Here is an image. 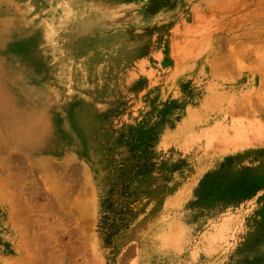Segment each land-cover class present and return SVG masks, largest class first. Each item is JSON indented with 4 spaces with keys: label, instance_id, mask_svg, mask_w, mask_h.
<instances>
[{
    "label": "rangeland",
    "instance_id": "obj_1",
    "mask_svg": "<svg viewBox=\"0 0 264 264\" xmlns=\"http://www.w3.org/2000/svg\"><path fill=\"white\" fill-rule=\"evenodd\" d=\"M0 264H264V0H0Z\"/></svg>",
    "mask_w": 264,
    "mask_h": 264
},
{
    "label": "trees",
    "instance_id": "obj_2",
    "mask_svg": "<svg viewBox=\"0 0 264 264\" xmlns=\"http://www.w3.org/2000/svg\"><path fill=\"white\" fill-rule=\"evenodd\" d=\"M103 203H105V209L103 211V214H105L106 212L110 211L111 208V201L110 198L106 199ZM103 221H102V227H101V231H103L104 234H107L110 232V230L114 229L115 226L108 224V218L106 217V215L103 216ZM124 220V218H121L119 221L122 222ZM111 235L109 234L108 236H106V240H108V238H110Z\"/></svg>",
    "mask_w": 264,
    "mask_h": 264
},
{
    "label": "bare ground",
    "instance_id": "obj_3",
    "mask_svg": "<svg viewBox=\"0 0 264 264\" xmlns=\"http://www.w3.org/2000/svg\"><path fill=\"white\" fill-rule=\"evenodd\" d=\"M19 137V136H18ZM20 138V137H19ZM29 140V141H32V142H34L36 139H35V136H34V134H27L26 136H25V140Z\"/></svg>",
    "mask_w": 264,
    "mask_h": 264
}]
</instances>
